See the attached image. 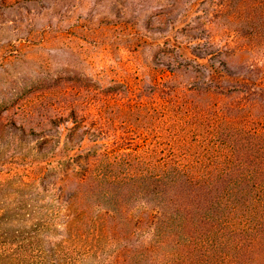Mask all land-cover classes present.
<instances>
[{"label":"rangeland","instance_id":"374dc122","mask_svg":"<svg viewBox=\"0 0 264 264\" xmlns=\"http://www.w3.org/2000/svg\"><path fill=\"white\" fill-rule=\"evenodd\" d=\"M17 1L24 7L0 9V255H10L34 230L26 223L41 217L34 209L46 210L40 184L49 164L80 153L64 146L68 135L88 137L76 120H97L110 134L143 138L152 124L161 129L164 120L150 115L163 97L156 93L151 99L156 84L179 88L193 107L208 108L209 120L213 104L232 102L242 114H256L252 101L242 103L232 92L260 86L264 0L0 3ZM202 130L210 137V127ZM126 174L118 182L132 184L133 172ZM47 180L62 187L63 204L72 201L59 214L62 221L73 219L64 225L67 230L59 227L44 236L40 249L57 244L60 264H126L108 261L111 256L88 258V253L98 248L111 255L119 242L136 249L145 244L146 211L141 204L134 209L133 198L130 209L121 212L120 203L91 204L83 175ZM107 210H115L110 218Z\"/></svg>","mask_w":264,"mask_h":264},{"label":"trees","instance_id":"16d2710c","mask_svg":"<svg viewBox=\"0 0 264 264\" xmlns=\"http://www.w3.org/2000/svg\"><path fill=\"white\" fill-rule=\"evenodd\" d=\"M20 3L1 2L0 9L24 7ZM256 77V89L232 92L240 101H252L256 114L249 116L231 102L210 105L209 120L208 108L193 107L179 88L156 84L151 99L156 93L163 97L150 115L161 114L164 120L161 129L154 123L143 138L110 134L111 129L97 120H76L88 137L75 140L68 135L64 146L80 153L49 164L40 184L46 210L34 209L41 217L26 222L34 230L13 245V254L0 255V263L36 264L38 259L41 264H60L57 244L40 249L44 236L59 227L67 230L73 219L62 221L59 214L69 210L72 201L63 204L62 187L47 179L72 173L87 181L83 190L91 204L120 203L122 212L130 209L133 198L134 209L141 204L146 211L143 246L136 249L119 242L113 254L94 248L88 258L106 261L111 256L108 261L126 264H264V72ZM208 127L210 137L202 130ZM127 171L133 172V183L118 182ZM114 212L107 210V217Z\"/></svg>","mask_w":264,"mask_h":264}]
</instances>
